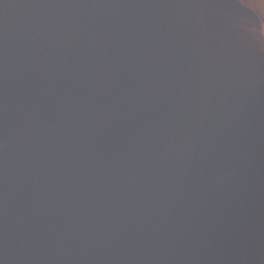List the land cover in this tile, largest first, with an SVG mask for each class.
Returning <instances> with one entry per match:
<instances>
[{
  "label": "water",
  "instance_id": "95a60500",
  "mask_svg": "<svg viewBox=\"0 0 264 264\" xmlns=\"http://www.w3.org/2000/svg\"><path fill=\"white\" fill-rule=\"evenodd\" d=\"M259 0H0V264H264Z\"/></svg>",
  "mask_w": 264,
  "mask_h": 264
},
{
  "label": "clouds",
  "instance_id": "9594fccd",
  "mask_svg": "<svg viewBox=\"0 0 264 264\" xmlns=\"http://www.w3.org/2000/svg\"><path fill=\"white\" fill-rule=\"evenodd\" d=\"M258 7L264 9V0H259Z\"/></svg>",
  "mask_w": 264,
  "mask_h": 264
}]
</instances>
